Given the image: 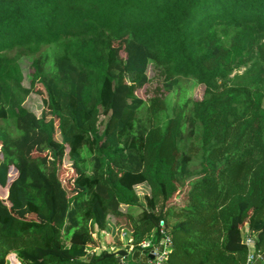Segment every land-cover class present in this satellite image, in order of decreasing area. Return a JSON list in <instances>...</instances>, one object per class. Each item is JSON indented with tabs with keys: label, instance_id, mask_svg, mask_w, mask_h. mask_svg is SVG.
<instances>
[{
	"label": "trees",
	"instance_id": "trees-1",
	"mask_svg": "<svg viewBox=\"0 0 264 264\" xmlns=\"http://www.w3.org/2000/svg\"><path fill=\"white\" fill-rule=\"evenodd\" d=\"M30 93L44 109L21 128ZM31 131H57L70 195L56 150L48 168L19 146ZM118 216L135 242L163 219L169 264H264V0H0V264H119L88 253L96 230L122 245Z\"/></svg>",
	"mask_w": 264,
	"mask_h": 264
},
{
	"label": "rangeland",
	"instance_id": "rangeland-1",
	"mask_svg": "<svg viewBox=\"0 0 264 264\" xmlns=\"http://www.w3.org/2000/svg\"><path fill=\"white\" fill-rule=\"evenodd\" d=\"M114 49L116 52V62H115L116 67H118L120 69L121 60L123 58L122 47L121 46H115ZM30 60H31V58L24 57L21 59V61H19L21 68H22V71H23V83L26 86L30 83L29 75L32 71L30 66H29ZM150 75H151V73H149V76ZM144 90H143V88L140 90H137L138 96H144L146 94V91H144ZM184 91H185L186 96H190L193 99H200L202 97V94H203V86L197 85L193 81L188 80V81L184 82ZM172 98H174V97H172ZM168 101H171V100L168 98ZM24 105L27 108L28 113L25 117L21 118L19 121V126L21 128H27L30 124H33L35 122L36 118H38L40 116L41 112L44 109V102H43V99L39 93H30L29 95H27L24 99ZM46 111L47 110H45V112ZM43 140H44V138L42 136H40L35 131H31V132H28L18 142V144L20 147L23 148V150L25 151V153L27 155L40 156L41 158H43V160H46L47 162H45V163H46V166L48 168L50 167V164H51L50 147L52 150H56V155H57V153L60 154V162L58 163V165L56 167L57 174H58V177L61 180V183H62L63 187L65 188L67 194L70 195L74 191L72 189V186H71V178H74L76 176V172H75V168L72 166V163L65 159V154H64L65 150L59 149V136H58L57 131L54 132L52 143L49 146L47 145V148H43V144H44ZM186 143L189 146L190 150H192L193 153L195 154V158H194V162H195L197 160V156L199 154V151H198L199 150L198 149L199 131L195 130L194 136L191 138H188ZM72 169H73V171H72ZM181 199H182V191H180L179 194H177V193L174 194L169 199L168 203L178 202ZM137 209L138 208L136 206L130 207L131 212L132 211L136 212ZM12 212L15 215H18L20 217L28 216L26 210L23 207L19 208V209H13ZM122 229H125V227L121 226V224L118 225L117 238L119 237V232ZM100 233H105V232L101 231ZM241 233H242V236H243V234H245L244 231H242ZM105 243L107 246H105V248H102V250L103 251L105 250V253H108L107 251H109V247L111 246V240L105 241ZM171 251H172V249H171ZM97 252L100 253V251H97ZM88 253L92 254V250L90 249L88 251ZM125 258H126L128 264H132L131 255L126 256ZM137 261H139V258L137 259ZM165 264H169L168 258L165 261Z\"/></svg>",
	"mask_w": 264,
	"mask_h": 264
},
{
	"label": "built area",
	"instance_id": "built-area-1",
	"mask_svg": "<svg viewBox=\"0 0 264 264\" xmlns=\"http://www.w3.org/2000/svg\"><path fill=\"white\" fill-rule=\"evenodd\" d=\"M119 239L123 242L128 253L137 250L138 256H140V262L144 264H165L172 248L169 228L163 219L159 220L155 232L138 242L134 241L133 236H131L126 229L120 230ZM245 244L251 246L253 244V239L250 236H246ZM16 259L14 253L6 256L8 264H17L18 261ZM251 259L252 255L250 254L248 255V260ZM121 264H127V262L121 259Z\"/></svg>",
	"mask_w": 264,
	"mask_h": 264
},
{
	"label": "crops",
	"instance_id": "crops-1",
	"mask_svg": "<svg viewBox=\"0 0 264 264\" xmlns=\"http://www.w3.org/2000/svg\"><path fill=\"white\" fill-rule=\"evenodd\" d=\"M179 192H180V190L179 191H177L176 193L177 194H179ZM183 196H184V192L182 191V199H183ZM182 199L180 200V201H182ZM140 211V209L138 208L137 210H136V212H134V213H138ZM27 217H31V218H35V219H40V217L39 216H35V215H32V214H28V216ZM117 221H118V224L120 225L121 224V226H124L125 227V229L126 230H131V226H130V224H129V222H128V219L125 217V216H118L117 217ZM243 229L244 230H246L247 229V226H246V224L244 223V227H243ZM98 233H100L101 231L100 230H96ZM99 235V237H98V245H97V248H92L91 250L92 251H100V250H102V248H105V246H107L106 245V243H105V241H109V240H111V246L109 247V248H111V247H113V244H112V238L110 237V235H108V234H106V233H100V234H98ZM245 234H243V236H244ZM242 236V237H243ZM20 264V263H19Z\"/></svg>",
	"mask_w": 264,
	"mask_h": 264
},
{
	"label": "bare ground",
	"instance_id": "bare-ground-1",
	"mask_svg": "<svg viewBox=\"0 0 264 264\" xmlns=\"http://www.w3.org/2000/svg\"><path fill=\"white\" fill-rule=\"evenodd\" d=\"M246 236H250L252 239H253V244L251 245V246H247L246 244H245V237ZM242 243L247 247V249H248V255H252V253H251V250H252V248H253V246H254V243H255V235L253 234V233H251V234H245L243 237H242ZM126 247L123 245V242H122V245L121 246H119V247H111V248H109V251H107L108 253H110V252H112V251H114V250H118V249H122V250H124L125 252H126V255L125 256H118V262H119V264H121V259H124L126 262H127V260H126V256H130V255H132L133 253H128L127 251H126V249H125ZM135 251H137V250H135ZM135 251H133V252H135ZM248 255H247V263L248 262H251V261H253V255H252V259L251 260H248ZM139 258V261H137V259ZM127 264H128V262H127ZM132 264H144L143 262H140V256H138V251H137V256H136V258L134 259V260H132Z\"/></svg>",
	"mask_w": 264,
	"mask_h": 264
},
{
	"label": "water",
	"instance_id": "water-1",
	"mask_svg": "<svg viewBox=\"0 0 264 264\" xmlns=\"http://www.w3.org/2000/svg\"><path fill=\"white\" fill-rule=\"evenodd\" d=\"M125 256L126 255V252L122 249H118V250H114L110 253H107L106 256ZM137 256V251L133 252V254L131 255V259L134 260Z\"/></svg>",
	"mask_w": 264,
	"mask_h": 264
},
{
	"label": "clouds",
	"instance_id": "clouds-1",
	"mask_svg": "<svg viewBox=\"0 0 264 264\" xmlns=\"http://www.w3.org/2000/svg\"><path fill=\"white\" fill-rule=\"evenodd\" d=\"M56 125V124H55ZM11 253H13V252H10V253H8L6 256H8L9 254H11ZM15 254V253H14ZM16 256V255H15ZM5 259H6V257H5ZM17 261H18V263L17 264H19L20 262H19V260L18 259H16ZM21 264V263H20Z\"/></svg>",
	"mask_w": 264,
	"mask_h": 264
}]
</instances>
